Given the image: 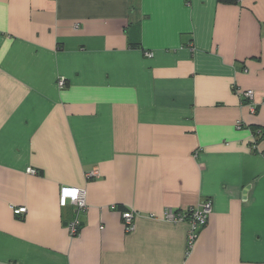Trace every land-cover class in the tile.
Segmentation results:
<instances>
[{"label": "crops", "instance_id": "1", "mask_svg": "<svg viewBox=\"0 0 264 264\" xmlns=\"http://www.w3.org/2000/svg\"><path fill=\"white\" fill-rule=\"evenodd\" d=\"M0 264H264V0H0Z\"/></svg>", "mask_w": 264, "mask_h": 264}, {"label": "built area", "instance_id": "2", "mask_svg": "<svg viewBox=\"0 0 264 264\" xmlns=\"http://www.w3.org/2000/svg\"><path fill=\"white\" fill-rule=\"evenodd\" d=\"M148 56H151L150 54ZM60 86L64 85L63 81H60ZM239 95L242 99L251 103L252 109L253 107V99H254V91H241ZM29 173L35 174V170L29 169ZM97 176V171H93L88 174V177ZM59 203L62 207H65L69 204L73 205L76 208L78 213H85L88 210L87 203V193L84 189L76 188V187H68L63 186L60 189L59 195ZM13 211L17 215L25 214L27 212L26 207L16 208L12 207ZM213 211V203L211 200H205L200 205L196 207H192L188 209L186 212L181 213L178 211H174L172 209H167L164 213V217L162 220L172 223H188L190 226L189 235H188V246L189 250L192 249L194 243L198 238L199 231L205 227L208 223L209 217ZM135 216L136 213L133 211H126L123 214V220L125 223V227L127 231H133L135 227ZM81 222L77 217L74 221H72L69 225V233L71 237H76L80 233Z\"/></svg>", "mask_w": 264, "mask_h": 264}, {"label": "trees", "instance_id": "3", "mask_svg": "<svg viewBox=\"0 0 264 264\" xmlns=\"http://www.w3.org/2000/svg\"><path fill=\"white\" fill-rule=\"evenodd\" d=\"M220 1H223V2H231V3H233V2H235L236 0H220Z\"/></svg>", "mask_w": 264, "mask_h": 264}, {"label": "water", "instance_id": "4", "mask_svg": "<svg viewBox=\"0 0 264 264\" xmlns=\"http://www.w3.org/2000/svg\"><path fill=\"white\" fill-rule=\"evenodd\" d=\"M248 190H249V187L244 191V198H246Z\"/></svg>", "mask_w": 264, "mask_h": 264}]
</instances>
